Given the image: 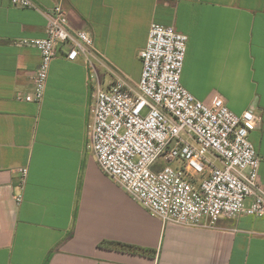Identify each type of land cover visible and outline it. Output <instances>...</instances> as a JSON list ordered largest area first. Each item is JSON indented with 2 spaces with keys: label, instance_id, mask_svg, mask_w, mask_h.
Segmentation results:
<instances>
[{
  "label": "crops",
  "instance_id": "0c3cea01",
  "mask_svg": "<svg viewBox=\"0 0 264 264\" xmlns=\"http://www.w3.org/2000/svg\"><path fill=\"white\" fill-rule=\"evenodd\" d=\"M33 1L35 8H20L0 0V264H264V215L164 223L102 171L87 134L90 75L136 84L150 25L172 26L188 38L182 85L199 100L221 97L236 114L260 117L250 140L264 189V0ZM55 5L72 30L92 36V63L68 60L63 46L42 101L19 100L32 91L40 61L32 40L45 36V13Z\"/></svg>",
  "mask_w": 264,
  "mask_h": 264
},
{
  "label": "built area",
  "instance_id": "2783aa9c",
  "mask_svg": "<svg viewBox=\"0 0 264 264\" xmlns=\"http://www.w3.org/2000/svg\"><path fill=\"white\" fill-rule=\"evenodd\" d=\"M9 1L35 8L33 0ZM45 16V36L32 40L40 54L32 91L17 96L26 102L42 101L51 61L63 46L68 60L92 63L90 33L72 30L60 5ZM187 40L172 26L152 23L136 84L90 75L88 147L102 171L164 223L214 226L222 217L262 216L261 159L250 140L260 117L252 109L236 114L221 97L199 100L182 85ZM18 173L22 184L27 168Z\"/></svg>",
  "mask_w": 264,
  "mask_h": 264
},
{
  "label": "trees",
  "instance_id": "16d2710c",
  "mask_svg": "<svg viewBox=\"0 0 264 264\" xmlns=\"http://www.w3.org/2000/svg\"><path fill=\"white\" fill-rule=\"evenodd\" d=\"M100 247L111 249V250H118L122 252H128L132 254H140V255H146V256H154L155 251L146 249L139 246H134L130 244H124V243H118L113 241H102L99 244Z\"/></svg>",
  "mask_w": 264,
  "mask_h": 264
}]
</instances>
